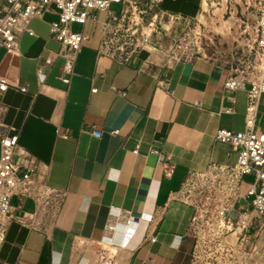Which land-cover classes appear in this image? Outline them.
<instances>
[{
	"label": "crops",
	"instance_id": "crops-1",
	"mask_svg": "<svg viewBox=\"0 0 264 264\" xmlns=\"http://www.w3.org/2000/svg\"><path fill=\"white\" fill-rule=\"evenodd\" d=\"M202 3L163 0L159 10L195 18ZM111 9L119 14L121 4ZM91 14L72 25L89 37L70 73L50 35L57 13L29 22L19 55L0 48L11 83L0 92V137L18 134L19 173L61 194L51 207L12 197L0 264H192L184 186L195 170L237 162L215 134L245 129L251 84L226 88L230 67L210 57L175 60L153 45L127 60L105 53L110 18ZM256 128L264 132V93Z\"/></svg>",
	"mask_w": 264,
	"mask_h": 264
},
{
	"label": "built area",
	"instance_id": "built-area-1",
	"mask_svg": "<svg viewBox=\"0 0 264 264\" xmlns=\"http://www.w3.org/2000/svg\"><path fill=\"white\" fill-rule=\"evenodd\" d=\"M162 2L0 0V48L11 56L19 55V34L24 30L32 31L29 22L57 13L59 19L49 22L50 35L61 43L59 54L65 58L64 70L70 73L83 42L89 37L83 31L73 30L72 25H85L87 20L95 18L91 9H101L106 10L110 18L102 23V51L127 60L133 53L152 46L158 16L163 14L159 10ZM112 3L121 4L119 14L111 9ZM245 4V11L256 12L254 17L247 15L250 22L246 33L250 38L245 37L244 46L233 49L232 60L226 63L231 73L225 82V87L232 90L251 84L245 129L222 128L215 134L217 141L229 144L239 152L235 164L211 163L203 170L191 172L186 180L184 196L193 207L190 235L195 240V247L192 264H264V132L256 128L258 98L264 93V0H245ZM165 14L174 16L173 13ZM146 27L151 28L149 33ZM171 57L187 60L205 56L187 51ZM10 85L8 77L0 74V92ZM17 87L27 91L26 84ZM18 141V134L0 137V247L6 239L14 195L30 196L46 207L57 205L61 196L56 190L36 186L29 170L19 173L15 160ZM245 175H254L255 179L243 192L241 183ZM241 200L245 209L237 211V203ZM236 212L239 216L233 218ZM249 242L251 247L247 248Z\"/></svg>",
	"mask_w": 264,
	"mask_h": 264
},
{
	"label": "rangeland",
	"instance_id": "rangeland-1",
	"mask_svg": "<svg viewBox=\"0 0 264 264\" xmlns=\"http://www.w3.org/2000/svg\"><path fill=\"white\" fill-rule=\"evenodd\" d=\"M207 1L209 10L204 12L205 16L203 17L184 18L175 14L172 17L165 13L160 14L153 34V47L169 56L189 51L224 63L232 60L233 49L237 46H244L243 39L245 37L250 38L249 33H246V30H249L247 24L250 22L247 15L254 17L256 12L251 11L249 13L245 11L247 6L245 0ZM113 9L116 10V6L113 5ZM219 9H223L225 19L239 21L238 29L233 28L234 34H223L211 27L220 21L218 17ZM149 28L146 27L145 30L150 32ZM254 179V175H245L241 190L246 192ZM244 209L245 203L241 200L237 203V211H243ZM238 216V212L232 215L233 218ZM250 247L251 243L249 242L247 248Z\"/></svg>",
	"mask_w": 264,
	"mask_h": 264
},
{
	"label": "bare ground",
	"instance_id": "bare-ground-1",
	"mask_svg": "<svg viewBox=\"0 0 264 264\" xmlns=\"http://www.w3.org/2000/svg\"><path fill=\"white\" fill-rule=\"evenodd\" d=\"M208 10H209L208 1L207 0H203L202 10H201V12L199 14V17L205 16L204 12L208 11ZM222 11H223V9H219V11H218V17L220 18L219 23L218 24L215 23L216 25L214 24V26H211V27H213V29L216 30V31L222 32L223 34H227V35L234 34L233 28L238 29L239 21L225 19L223 17V12ZM149 30L151 31V28H149ZM109 261L110 260L108 259V261L106 263L109 264Z\"/></svg>",
	"mask_w": 264,
	"mask_h": 264
}]
</instances>
